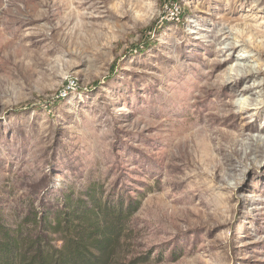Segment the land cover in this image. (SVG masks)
<instances>
[{"label": "rangeland", "instance_id": "374dc122", "mask_svg": "<svg viewBox=\"0 0 264 264\" xmlns=\"http://www.w3.org/2000/svg\"><path fill=\"white\" fill-rule=\"evenodd\" d=\"M93 185L113 264H264V0H0V222Z\"/></svg>", "mask_w": 264, "mask_h": 264}, {"label": "trees", "instance_id": "16d2710c", "mask_svg": "<svg viewBox=\"0 0 264 264\" xmlns=\"http://www.w3.org/2000/svg\"><path fill=\"white\" fill-rule=\"evenodd\" d=\"M138 203L106 200L93 185L82 197L42 210L26 229L0 222V264H113Z\"/></svg>", "mask_w": 264, "mask_h": 264}, {"label": "bare ground", "instance_id": "6f19581e", "mask_svg": "<svg viewBox=\"0 0 264 264\" xmlns=\"http://www.w3.org/2000/svg\"><path fill=\"white\" fill-rule=\"evenodd\" d=\"M236 47L237 46H235L233 48H236ZM248 58H250V57L248 55H246L245 52H244L241 55V57H238V60H246ZM229 72L230 73L231 72L234 73L233 74L234 76H239L240 73H246L247 76L248 75L254 76L256 74V72H254V70H252V69L244 71L242 69V67L240 66V64H236V65H234V67H231ZM255 88H257V87L256 86H254V87L253 86H246L245 88L242 89V92H246V93L252 92ZM230 105L233 106V107H238L241 110H243L245 113H248L251 110V108L253 109V106L257 107L260 104L258 103V100H254L252 98H247V97L246 98L245 97L239 98L238 95L234 94L233 97H232V101L230 102ZM259 141H260L259 139L256 140V142H259Z\"/></svg>", "mask_w": 264, "mask_h": 264}, {"label": "built area", "instance_id": "2783aa9c", "mask_svg": "<svg viewBox=\"0 0 264 264\" xmlns=\"http://www.w3.org/2000/svg\"><path fill=\"white\" fill-rule=\"evenodd\" d=\"M172 14H174L175 15V12L172 10Z\"/></svg>", "mask_w": 264, "mask_h": 264}]
</instances>
